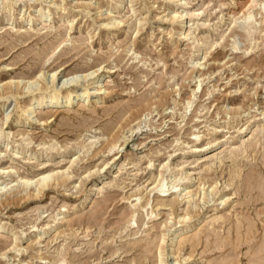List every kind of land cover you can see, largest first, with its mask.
I'll return each instance as SVG.
<instances>
[{
	"label": "rangeland",
	"instance_id": "1",
	"mask_svg": "<svg viewBox=\"0 0 264 264\" xmlns=\"http://www.w3.org/2000/svg\"><path fill=\"white\" fill-rule=\"evenodd\" d=\"M72 78L97 91L23 109ZM263 149L264 0H0V264H158L161 234L164 264H248Z\"/></svg>",
	"mask_w": 264,
	"mask_h": 264
},
{
	"label": "bare ground",
	"instance_id": "2",
	"mask_svg": "<svg viewBox=\"0 0 264 264\" xmlns=\"http://www.w3.org/2000/svg\"><path fill=\"white\" fill-rule=\"evenodd\" d=\"M246 4V3H245ZM121 5V2H117L116 3V8H118ZM167 5L169 6V1H167ZM117 10V9H116ZM187 12V9L185 11H179L178 14H175L172 16V18H175L176 21L178 20L179 23L176 26L177 30H180L182 28V19H183V15H185L184 13ZM253 11H247L242 17H241V21L243 22V26L242 29L244 30L243 32H245V34H250L253 31ZM50 16V11H48L46 14H41L39 16L38 19L42 20L43 22H45V20ZM33 18L30 17L28 20L31 21ZM121 20H117L114 17H110V20L108 19V22L105 23V25H112L115 24L117 25ZM255 21V20H254ZM175 28V27H174ZM178 32V31H177ZM65 40V39H64ZM59 46V44H58ZM211 47V46H210ZM209 48V46H208ZM39 56V55H38ZM94 73V72H93ZM92 73V74H93ZM78 78V77H77ZM91 82V81H90ZM33 84V83H32ZM90 84V83H89ZM4 85V84H3ZM29 85V84H28ZM42 88V87H40ZM43 91L41 93L38 94V97L36 99V101L32 102L31 104H29L28 107H23V109H28L30 112H37L39 113L43 118H47L48 116H50V114L52 115L54 111H56L59 107H61L62 105L66 106L65 104H63V101H66L65 103H67L68 101H70V99H72L73 97H77L80 99L81 97V101L85 102V100H88V98L91 96V94H95V92L97 91V88H94V90H89L90 87H85L84 89H81L78 81L74 78H72V80H63L61 86H56L53 89L45 90V87H43ZM4 89L5 92L8 93V91H10L12 93L13 86L10 82H7L4 85ZM97 94V93H96ZM62 103V104H61ZM44 108H49L47 111H43ZM22 109V108H21ZM29 114V113H26ZM34 115V114H33ZM28 116V115H27ZM32 117V116H31ZM6 118V117H5ZM31 119V118H30ZM5 122V121H4ZM262 134V133H261ZM260 140V139H259ZM114 145V144H113ZM262 148V147H261ZM235 150V149H234ZM238 150V148H237ZM244 150V149H243ZM264 150V149H263ZM229 152V151H228ZM234 152V151H233ZM244 152V151H243ZM232 154V153H231ZM233 158V157H232ZM263 160V159H262ZM236 170V169H235ZM234 170V172H235ZM241 172V171H240ZM239 172V173H240ZM238 172H235L232 176L235 178L236 176H239ZM230 174V173H229ZM66 178V177H65ZM50 179H51V174L46 173V174H42V176L39 179V187L36 191V193L33 194H27L29 195V197L31 195H38V193H40L45 186H49L52 185L50 184ZM58 184L59 183H63L65 181L64 178L59 177L57 180ZM65 183V182H64ZM231 183V182H230ZM56 184V183H55ZM54 184V185H55ZM38 186V185H37ZM167 188V187H165ZM176 189V188H174ZM167 191L166 189H163L162 187L159 188V192L161 193V197L167 195ZM171 191L172 193L175 192ZM28 193V192H27ZM30 193V192H29ZM176 193V192H175ZM189 196V195H188ZM171 204H174V202H171ZM261 212H264V208L261 209ZM218 217V216H217ZM185 218V217H184ZM215 218V217H214ZM212 218V220L214 219ZM218 220V219H217ZM129 221V220H128ZM227 221V220H226ZM237 224L235 226V234H236V246H239L240 244H242L244 241H246L247 239L250 238L251 236V232H252V226L249 225V222L247 221L246 223V229L244 233H241L240 228L244 226L243 221H236ZM188 224H185V226H187ZM245 228V227H244ZM213 229V228H212ZM227 232V231H226ZM162 233V232H160ZM164 234V233H163ZM241 234L243 235V242H240V237ZM209 237V236H208ZM242 238V237H241ZM199 239V238H198ZM164 240V236L161 234L159 236V238L157 240H152L150 241L148 244H152V246L150 248H148V250H154V254L159 258L158 264H164V259H162V242ZM260 242V241H259ZM230 252V251H229ZM232 252V251H231ZM261 252V254L258 257H252L248 264H264V240L258 245L257 249H256V254ZM228 253V252H227ZM250 256V254H249ZM256 256V255H255ZM157 258V260H158ZM221 259V258H220ZM175 260V259H174ZM188 264V263H186ZM221 264H233L232 260H225L223 261Z\"/></svg>",
	"mask_w": 264,
	"mask_h": 264
}]
</instances>
